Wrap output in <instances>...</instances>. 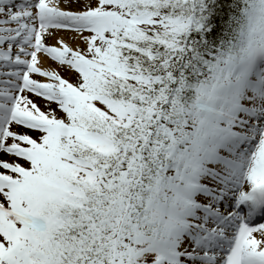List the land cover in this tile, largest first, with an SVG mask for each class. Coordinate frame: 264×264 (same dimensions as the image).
Segmentation results:
<instances>
[{"label":"snow or ice","instance_id":"obj_1","mask_svg":"<svg viewBox=\"0 0 264 264\" xmlns=\"http://www.w3.org/2000/svg\"><path fill=\"white\" fill-rule=\"evenodd\" d=\"M264 0H0V264H264Z\"/></svg>","mask_w":264,"mask_h":264},{"label":"rangeland","instance_id":"obj_2","mask_svg":"<svg viewBox=\"0 0 264 264\" xmlns=\"http://www.w3.org/2000/svg\"><path fill=\"white\" fill-rule=\"evenodd\" d=\"M262 222V221H261Z\"/></svg>","mask_w":264,"mask_h":264}]
</instances>
